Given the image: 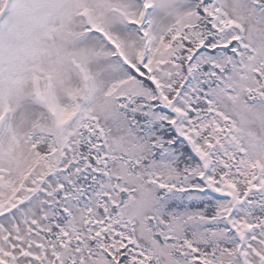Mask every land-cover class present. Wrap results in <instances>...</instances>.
<instances>
[{
    "label": "snow or ice",
    "instance_id": "snow-or-ice-1",
    "mask_svg": "<svg viewBox=\"0 0 264 264\" xmlns=\"http://www.w3.org/2000/svg\"><path fill=\"white\" fill-rule=\"evenodd\" d=\"M0 264H264V0H0Z\"/></svg>",
    "mask_w": 264,
    "mask_h": 264
}]
</instances>
